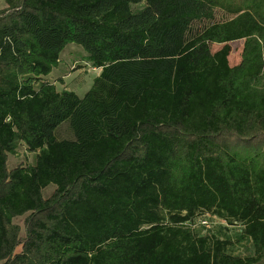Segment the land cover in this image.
Masks as SVG:
<instances>
[{
    "label": "trees",
    "instance_id": "16d2710c",
    "mask_svg": "<svg viewBox=\"0 0 264 264\" xmlns=\"http://www.w3.org/2000/svg\"><path fill=\"white\" fill-rule=\"evenodd\" d=\"M4 1L0 264H264V0ZM69 43L101 68L82 96L45 78Z\"/></svg>",
    "mask_w": 264,
    "mask_h": 264
},
{
    "label": "rangeland",
    "instance_id": "374dc122",
    "mask_svg": "<svg viewBox=\"0 0 264 264\" xmlns=\"http://www.w3.org/2000/svg\"><path fill=\"white\" fill-rule=\"evenodd\" d=\"M144 5V2L133 5V9L141 8ZM6 4L4 0H0V10L5 8ZM228 15L223 13L219 9H215V19L221 20L226 19ZM204 22H196V26H201ZM231 52L228 57L230 64H235L239 60L240 47L242 45L241 40H233L230 42ZM219 45L215 44L211 46V50H215ZM54 74L51 76H45L46 80L53 83L57 90L68 89L73 90L78 95L82 96L84 92L91 86L93 79L95 77V72L93 71V66L86 60V52L82 49L81 46H78L74 43H69L59 54V60L57 65L53 68ZM56 70V71H55ZM66 122V123H64ZM68 126V127H67ZM57 136H73V132L69 125V120L66 119L56 130ZM34 161V153L28 152L24 145H20L17 148L15 154L8 155V167H13L17 164H30ZM53 186H49L43 190L44 197L49 196L53 191ZM16 216L13 218L15 223H18L21 226L20 234L24 235L23 219L24 216ZM202 215V214H200ZM208 224L202 226L199 223L191 222L192 228H200L201 232H204V229H210L213 232H223L231 237V243L228 248L229 251L234 254L244 255L251 251L250 243L246 240L241 242L235 241V235L240 232V224H228L223 220H218L215 217L206 216ZM225 226L226 229H218V226ZM22 249V244L17 246V251Z\"/></svg>",
    "mask_w": 264,
    "mask_h": 264
},
{
    "label": "built area",
    "instance_id": "2783aa9c",
    "mask_svg": "<svg viewBox=\"0 0 264 264\" xmlns=\"http://www.w3.org/2000/svg\"><path fill=\"white\" fill-rule=\"evenodd\" d=\"M207 214H202L197 216V218L194 220V222L199 223L202 226H206L208 224V220L206 218ZM205 230V229H204Z\"/></svg>",
    "mask_w": 264,
    "mask_h": 264
},
{
    "label": "crops",
    "instance_id": "0c3cea01",
    "mask_svg": "<svg viewBox=\"0 0 264 264\" xmlns=\"http://www.w3.org/2000/svg\"><path fill=\"white\" fill-rule=\"evenodd\" d=\"M79 46V45H78ZM56 71V70H55ZM93 71L95 72V76H97L99 73H100V71H101V68L100 67H93ZM52 74H54V69H52L51 70V72L48 74V76H51ZM47 76V75H46ZM49 186H53V188H54V185L53 184H49V185H47L45 188H47V187H49ZM44 188V189H45ZM43 189V190H44Z\"/></svg>",
    "mask_w": 264,
    "mask_h": 264
}]
</instances>
